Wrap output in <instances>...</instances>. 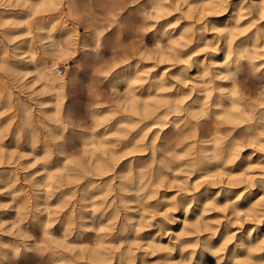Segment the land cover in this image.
Masks as SVG:
<instances>
[{
  "label": "clouds",
  "instance_id": "obj_1",
  "mask_svg": "<svg viewBox=\"0 0 264 264\" xmlns=\"http://www.w3.org/2000/svg\"><path fill=\"white\" fill-rule=\"evenodd\" d=\"M0 264H264V0H0Z\"/></svg>",
  "mask_w": 264,
  "mask_h": 264
}]
</instances>
